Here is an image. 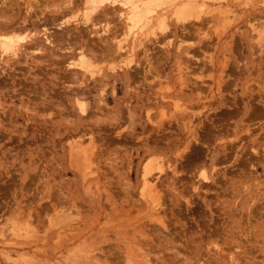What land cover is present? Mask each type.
<instances>
[{
  "label": "rangeland",
  "instance_id": "obj_1",
  "mask_svg": "<svg viewBox=\"0 0 264 264\" xmlns=\"http://www.w3.org/2000/svg\"><path fill=\"white\" fill-rule=\"evenodd\" d=\"M66 1L0 0V264H264V0Z\"/></svg>",
  "mask_w": 264,
  "mask_h": 264
},
{
  "label": "bare ground",
  "instance_id": "obj_2",
  "mask_svg": "<svg viewBox=\"0 0 264 264\" xmlns=\"http://www.w3.org/2000/svg\"><path fill=\"white\" fill-rule=\"evenodd\" d=\"M38 1V0H37ZM125 1H129L128 3H125ZM154 1L157 2V0H67L66 2V5H67V9H71V8H76L79 9L80 7V11H79V15H81V19L80 20H83L85 22H88V21H92L94 22V20H96V17H98V13L100 11H103L104 13V16L108 17V13L106 11H109L108 9L111 7V5H114L116 4L117 2L119 3L120 6H122V8H124V10L122 11L121 9H119L120 7L118 6V11H117V16L119 18H121L122 20H124V31H126V34L127 36H131V41L132 43H137L138 45L141 44L142 42V39L144 38V36L146 35L147 30L146 29V26L148 27V25L151 24V26L149 27V29L151 30V27L154 25L152 20H150L151 18V13L154 11L153 8H151L150 6L154 3ZM116 2V3H115ZM155 2V3H156ZM44 4V3H43ZM108 4L110 5V7L108 6ZM127 4H129L128 6L129 7H125ZM156 4H159V3H156ZM161 4V2H160ZM46 5V4H45ZM63 5V4H62ZM155 5V4H154ZM163 5V3H162ZM153 6V5H152ZM160 6V5H159ZM189 6V4H188ZM63 8V7H62ZM193 8V7H192ZM111 9V8H110ZM184 9V8H183ZM186 9V8H185ZM188 10V9H187ZM73 11V10H72ZM111 11V10H110ZM109 11V12H110ZM113 11V10H112ZM155 12V11H154ZM71 13V12H70ZM78 13V12H77ZM113 13V12H112ZM175 13V12H174ZM183 13V12H182ZM114 14V13H113ZM75 15V13H74ZM100 15V14H99ZM102 15V14H101ZM116 15V14H115ZM178 15V14H177ZM76 16V15H75ZM78 16V15H77ZM155 17V16H154ZM160 17V16H159ZM180 17V16H179ZM184 17V16H183ZM188 17V16H187ZM118 18V19H119ZM146 18H148L149 20H145ZM186 18V17H185ZM120 19V20H121ZM155 19V18H154ZM2 21V20H1ZM0 21V23H1ZM157 23L164 27L165 26V23L163 20H156ZM4 22V21H3ZM62 22V21H60ZM6 23V22H5ZM92 23V22H91ZM10 23H8V25L6 24H0V32H2L3 30L2 29H5V28H8L10 27ZM96 25V24H95ZM156 25V24H155ZM90 26V25H89ZM67 27V26H66ZM93 28V26H90ZM95 27V26H94ZM167 27V26H166ZM46 28V27H45ZM43 28V29H45ZM65 28V27H64ZM63 28V29H64ZM69 29V28H68ZM94 29V28H93ZM148 29V28H147ZM154 29V28H153ZM7 30V29H6ZM67 30V28H66ZM70 30V29H69ZM164 30V29H163ZM49 32V30H46V32ZM97 31V30H96ZM44 32V31H43ZM65 32H68V31H65ZM13 33V32H12ZM61 33V32H59ZM153 33V31H152ZM42 34V33H41ZM46 34V33H45ZM41 35L43 37H38V35H33L31 37H27V35H24V34H19V33H13V34H10V33H0V48L3 49V50H12L11 48H13V46L15 44H18L19 45V42H25L26 45H23V46H26L29 47L30 45L33 47L32 49H41L42 47L46 46L48 48V46L50 45V47L52 46L51 44H54V41L50 40V36H48L47 34L46 35ZM64 34V33H63ZM62 34V35H63ZM66 34V33H65ZM49 35H52V34H49ZM60 35V34H59ZM53 37V35H52ZM64 37V36H63ZM116 38V37H115ZM55 41L58 40V39H55L53 38ZM59 39H60V36H59ZM60 41V40H59ZM57 41V42H59ZM61 41H62V37H61ZM139 42V43H138ZM76 43V42H75ZM56 44V42H55ZM135 45V44H134ZM55 46V45H54ZM117 47L119 48H122V44L120 43H117ZM131 47V46H130ZM24 48V47H23ZM31 48V47H30ZM55 48V47H53ZM71 48V47H70ZM28 49V48H27ZM43 49V48H42ZM50 49V48H48ZM79 49V52L77 55L79 56V59L81 61H77V59H75L78 63L76 64V66L78 65L79 68L80 66H85V68L90 65H92V63L89 65V63L91 61H89L90 59L85 57V52L81 51L82 48H78ZM33 50V51H34ZM52 50V48H51ZM127 53H130L132 52V48H128L126 50ZM10 53V52H9ZM40 53V52H39ZM68 54V53H67ZM131 54V53H130ZM2 55V54H1ZM0 55V56H1ZM45 55V54H44ZM54 55H57L56 53ZM61 56V55H60ZM52 57V56H51ZM55 58V57H54ZM75 58H77L75 56ZM74 60V58H73ZM72 60V61H73ZM80 62V63H79ZM69 65H70V62H69ZM72 65V64H71ZM70 65V67H71ZM92 67V66H91ZM81 69V68H80ZM84 69V68H83ZM78 70V69H77ZM85 71V69H84ZM88 71V69H87ZM76 73V72H75ZM74 73V74H75ZM92 73V72H91ZM77 100V103L80 107V110L82 112L85 111V107H84V103L81 101L79 102L78 99ZM145 176V175H144ZM147 179V177H146ZM145 179V180H146ZM145 180H142V182H144L145 184ZM148 180V179H147ZM146 180V181H147ZM141 182V184H142ZM150 182V180H149ZM152 184V183H151ZM148 185V181H147V184Z\"/></svg>",
  "mask_w": 264,
  "mask_h": 264
}]
</instances>
